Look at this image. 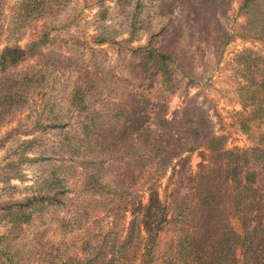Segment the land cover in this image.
Wrapping results in <instances>:
<instances>
[{"label":"rangeland","instance_id":"374dc122","mask_svg":"<svg viewBox=\"0 0 264 264\" xmlns=\"http://www.w3.org/2000/svg\"><path fill=\"white\" fill-rule=\"evenodd\" d=\"M155 2L0 0V51L23 49L40 32L48 36L32 56L0 68V78L28 77L30 81L12 108L0 112V201L60 191L56 202L34 211L28 223L15 226L0 216V264H75L88 255L93 257L92 247L100 261L110 253L111 245L118 243L115 239H122L132 209L127 207L119 213L106 204L110 195L107 190L103 196H96L83 187L84 161L74 152L82 112L69 104L68 95L74 81L89 78L93 85L90 106L101 111L110 108V102L145 92L147 72L138 69L137 76L131 77L128 63L141 61L140 53L150 34L181 20V12L171 5L157 16ZM27 4L36 6L28 14ZM238 4V0H230L212 25L231 29L243 24L246 16L238 12ZM168 38L167 31L149 42L163 45ZM171 47L181 87L168 101V115L191 100L207 111L216 135L224 137L226 149L249 147L230 118V113L239 108L235 95L239 79L232 58L242 49L264 57V42L234 38L213 50L197 39H189L184 32ZM183 156V168L177 170L176 166L170 179V170L166 169L156 181L158 204L153 203L151 191L142 188L136 193L134 213H142V208L149 206L154 222L163 204L166 181L170 180L166 193L175 180L180 181V192L187 191L191 183L187 177L209 166L201 149ZM258 184L264 189V170ZM141 235L144 244L147 235L143 230ZM86 242L89 250H83ZM142 244L134 264H139ZM95 262L94 256L92 264Z\"/></svg>","mask_w":264,"mask_h":264},{"label":"trees","instance_id":"16d2710c","mask_svg":"<svg viewBox=\"0 0 264 264\" xmlns=\"http://www.w3.org/2000/svg\"><path fill=\"white\" fill-rule=\"evenodd\" d=\"M238 1V12L246 16L244 22L225 29L212 24L230 0H156L157 16L171 5L181 12V20L150 34L141 61L128 63L131 77L137 76L138 69L147 72L143 93L130 94L126 100L110 102L106 110L95 111L90 106L92 81L80 78L73 82L68 101L82 112L74 151L84 161L82 185L96 196L107 190L106 204L119 213L132 209L124 235L115 239L118 243L111 245L110 253L97 261L91 248L94 264H134L143 240L141 230L147 239L139 264H264V189L258 184L264 170V57L242 49L232 58L239 79L235 87L239 108L230 118L249 147L226 149L225 139L216 135L207 111L191 100L168 115V101L181 87L171 45L182 33L213 50L234 38L264 42V0ZM27 7L28 14L36 6ZM167 31L166 44L150 45L152 37ZM47 40V34L40 32L23 49L4 48L0 68L32 56ZM29 82L28 77L0 78V112L12 108ZM196 149L206 152L209 166L187 177L191 182L187 191L180 192V181L175 180L166 193L168 180L154 222L149 206L134 213L136 193L149 189L153 203L158 204L154 191L158 178L169 169L170 179L176 166L177 170L183 168V155ZM49 191L18 201H0V216L15 226L28 223L34 211L56 202L60 191ZM88 243L83 250H89ZM94 256L75 264H92Z\"/></svg>","mask_w":264,"mask_h":264}]
</instances>
